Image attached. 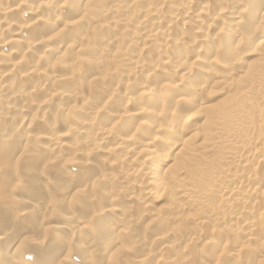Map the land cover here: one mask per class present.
Here are the masks:
<instances>
[{
	"label": "bare ground",
	"instance_id": "obj_1",
	"mask_svg": "<svg viewBox=\"0 0 264 264\" xmlns=\"http://www.w3.org/2000/svg\"><path fill=\"white\" fill-rule=\"evenodd\" d=\"M0 264H264V0H0Z\"/></svg>",
	"mask_w": 264,
	"mask_h": 264
},
{
	"label": "rangeland",
	"instance_id": "obj_2",
	"mask_svg": "<svg viewBox=\"0 0 264 264\" xmlns=\"http://www.w3.org/2000/svg\"><path fill=\"white\" fill-rule=\"evenodd\" d=\"M251 58H252V59H251ZM251 58H250L251 60H253V59H254L253 57H251Z\"/></svg>",
	"mask_w": 264,
	"mask_h": 264
}]
</instances>
